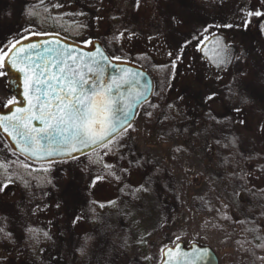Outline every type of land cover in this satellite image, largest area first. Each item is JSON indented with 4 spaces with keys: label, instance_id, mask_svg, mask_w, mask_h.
Returning a JSON list of instances; mask_svg holds the SVG:
<instances>
[{
    "label": "rangeland",
    "instance_id": "rangeland-1",
    "mask_svg": "<svg viewBox=\"0 0 264 264\" xmlns=\"http://www.w3.org/2000/svg\"><path fill=\"white\" fill-rule=\"evenodd\" d=\"M263 8L264 0H0V53L31 35L98 40L154 83L127 133L74 159L32 164L0 134V228L11 234L0 233V264H139L134 229L145 224L138 207L148 189L160 225L187 245L210 246L219 264H246L228 228L203 213V193L223 196L211 177L218 180L220 155L230 154L228 136L242 155L264 152ZM213 34L225 38L229 58L220 65L199 51ZM2 77L0 107L9 102ZM210 107L217 117L203 113ZM189 109L193 126L181 124ZM202 173L209 182L195 179ZM148 250L160 264L156 242Z\"/></svg>",
    "mask_w": 264,
    "mask_h": 264
},
{
    "label": "snow or ice",
    "instance_id": "snow-or-ice-1",
    "mask_svg": "<svg viewBox=\"0 0 264 264\" xmlns=\"http://www.w3.org/2000/svg\"><path fill=\"white\" fill-rule=\"evenodd\" d=\"M19 42L17 40L12 44L9 51H17L18 59L11 63L25 74L29 107L18 109L17 113L7 117V124L0 120V127L24 142L26 147L22 151H29L33 155H51L53 151L63 150L71 155L78 150L77 145L102 144L106 147L116 138L114 134H124L132 128L128 118L132 100L143 97V92L132 88L133 84L138 83L133 79L134 74L122 72L106 78L105 64L101 60L107 61L109 58L99 48L95 54L86 57L61 46L59 41L55 46L44 47L39 51L38 45H29L27 50L16 49ZM7 55L8 52L0 55V67ZM97 55L100 59L96 58ZM115 59L119 60L120 57ZM0 75L4 73L0 72ZM121 89H125L128 95H124ZM212 98L208 97L209 100ZM8 103L12 104L13 101ZM235 111L239 112L240 109ZM32 121H38L41 127H34ZM51 145H55V148ZM0 233L4 239L11 238L4 228H0ZM44 235L47 236V233ZM78 251L83 255L85 248L81 247ZM207 254L208 249H201L191 264L205 259Z\"/></svg>",
    "mask_w": 264,
    "mask_h": 264
},
{
    "label": "trees",
    "instance_id": "trees-1",
    "mask_svg": "<svg viewBox=\"0 0 264 264\" xmlns=\"http://www.w3.org/2000/svg\"><path fill=\"white\" fill-rule=\"evenodd\" d=\"M182 113L187 119L182 120L181 124L193 126L195 123L192 117L195 113L192 112V109L187 112L182 110ZM203 113L214 117L218 116L215 115L212 107L205 108ZM225 113L223 111L224 116ZM235 115L238 116L236 113ZM190 116H192L191 119ZM246 118L247 123L249 122L248 132H250L253 119ZM259 137L260 143H258L264 149V133L260 134ZM227 147L230 154L220 155L222 160L217 167L218 175H220L218 180H213L211 177L212 181L216 183V190L218 192L221 190L223 196L219 193L216 195L212 193L211 195L210 190L205 191L203 194L207 196V199L205 201L206 210L203 213L212 216L217 225L228 228L230 234L235 238L234 249L245 260L246 264H264V152L242 155L239 150L238 138L233 135L228 136ZM207 155L210 158L213 157L212 154ZM204 175L206 174L202 173L199 177L197 175L194 177L197 180L203 178L209 182V178ZM219 180L224 182L225 186L220 187ZM143 198L145 200L138 209L142 216L140 220H143L146 225L144 224L141 228L137 226V229H134L138 246L143 255L139 264H156L154 258L150 256L152 252L148 250V247L156 242L157 249L162 251L163 248L182 241L180 238L182 236L171 232L168 223L159 224V217L157 216L159 199L151 189L143 193Z\"/></svg>",
    "mask_w": 264,
    "mask_h": 264
},
{
    "label": "water",
    "instance_id": "water-1",
    "mask_svg": "<svg viewBox=\"0 0 264 264\" xmlns=\"http://www.w3.org/2000/svg\"><path fill=\"white\" fill-rule=\"evenodd\" d=\"M59 41L61 46H66L76 54H83L88 56L89 54H95L96 49L99 48L104 56L108 57L107 61L101 60L105 64V77L110 78L114 75H120L122 72H128L134 74L133 79L138 81V83L133 84L132 88L136 91L143 92V97L139 100H132V107L128 112V118L131 123L135 120L138 110L140 107L146 103L152 96L154 83L151 75L142 67L125 61L113 60L107 52L102 47L101 43L98 40L92 41L88 45H83L78 42L66 39L59 35L49 34V35H31L21 40L19 44L16 45V49H26L29 45H38L39 48L37 51L42 50L44 47L55 46L56 42ZM97 59L100 57L97 55ZM18 59L17 51L12 50L9 52L3 63V69L6 75V88L5 92L16 97L17 100H20V104L8 105L5 108L0 109V120L4 121L5 124L8 123L7 117L12 116L14 113H17L18 109H27L26 101V88H25V74L18 70V67H14L11 61ZM23 67V65H20ZM124 95H128V92L125 89H121ZM34 127H41L38 121L31 122ZM127 127V125H125ZM0 132L5 137L6 141L15 152L24 156L33 162H47L55 160H63L76 155H79L89 149L95 148L102 144H94L86 146L85 148L82 145H77L78 150L72 152L71 155H68L65 151H53L51 155L37 154L33 155L29 151H22L21 149L26 147L23 141H20L18 138H14L12 135H9L8 132L4 130L3 127H0ZM117 132L115 136L119 134ZM42 143H47L42 141ZM52 148H55V145H51ZM208 249L207 257L201 261H197L196 264H219V258L214 250L205 244L191 242L187 245L184 241H178L173 245L167 246L163 249L161 255L160 264H191L193 258L201 249Z\"/></svg>",
    "mask_w": 264,
    "mask_h": 264
},
{
    "label": "flooded vegetation",
    "instance_id": "flooded-vegetation-1",
    "mask_svg": "<svg viewBox=\"0 0 264 264\" xmlns=\"http://www.w3.org/2000/svg\"><path fill=\"white\" fill-rule=\"evenodd\" d=\"M263 11H264V8H263ZM257 26L259 25L260 28L263 29V33H264V13L260 15V19L256 22ZM259 34V32H257V35ZM26 38V37H25ZM25 38H22L20 39L19 41L25 39ZM92 42V41H91ZM16 43V42H15ZM14 43V44H15ZM224 44H225V38L222 36V35H219V34H213L211 35L202 45V47H200V53L204 56L207 57V59L211 62L214 63V65H220L222 63V61L226 60L227 58H229V56L225 53V50H224ZM83 45H88V44H83ZM12 46V45H11ZM11 46L9 48H5L1 53L0 55L3 54V52H8L9 54V49H11ZM7 56L4 57V60ZM4 60L2 63H4ZM0 70L4 73L3 75V81H4V91H5V88H6V83H7V80H6V75H5V72H4V69H3V66L0 67ZM6 95L9 97V101H13L12 104H20L21 101L20 100H17L16 97L10 95V94H7ZM26 101H27V108L29 107V99L28 97H26ZM12 104H9L8 102L5 103V105H3L1 108H5L7 107L8 105H12ZM139 111V110H138ZM1 136L3 137V139L5 140V142L8 144V142L6 141L5 137L2 135V133L0 132ZM118 135V134H117ZM9 145V144H8ZM101 146V145H100ZM100 146H97L95 148H92V149H89L79 155H76V156H73V157H79V156H82V155H85L95 149H97L98 147ZM10 147V145H9ZM83 148H85L86 146L82 145ZM11 151H13L16 155L26 159L28 162L32 163V164H51V163H55V162H59V161H64V160H70V159H73L72 157L70 158H67V159H63V160H55V161H47V162H33V161H30L29 159L25 158L24 156L20 155L19 153L15 152L14 150H12V148L10 147Z\"/></svg>",
    "mask_w": 264,
    "mask_h": 264
}]
</instances>
